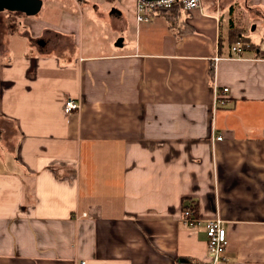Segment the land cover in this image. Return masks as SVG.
Listing matches in <instances>:
<instances>
[{
    "label": "crops",
    "instance_id": "1",
    "mask_svg": "<svg viewBox=\"0 0 264 264\" xmlns=\"http://www.w3.org/2000/svg\"><path fill=\"white\" fill-rule=\"evenodd\" d=\"M18 21L33 51L0 60V264L203 263L216 217L219 264H264V36L239 57L227 42L230 24L264 31V0L135 15L129 40L122 13L99 39L87 18L84 38L71 1ZM214 85L229 88L217 108ZM67 98L79 109L65 113Z\"/></svg>",
    "mask_w": 264,
    "mask_h": 264
},
{
    "label": "rangeland",
    "instance_id": "2",
    "mask_svg": "<svg viewBox=\"0 0 264 264\" xmlns=\"http://www.w3.org/2000/svg\"><path fill=\"white\" fill-rule=\"evenodd\" d=\"M42 1H43V5L39 10V12L30 16L29 15L26 16V14L22 15L21 13H18L16 11L14 12L9 10H3V12L1 13L2 20H0V51L1 50L3 51L6 48L8 53L3 56H0V60L6 59L8 56L12 55V53L15 52V50L33 51V49L29 47V44L25 37H21V39H16L13 36V33L16 29L23 28L22 25H19L18 20L20 19V17H24V18L26 17L28 19L33 20L37 18L38 19L42 18L43 15H45L46 4L50 0H42ZM59 1L61 2L71 1L74 6V10L78 13L81 11V16H83V24L81 26L80 32H82L84 38L87 37L89 33L86 24L87 18H91L97 21L93 27H94V31L97 33L95 37L99 39L104 34L108 35V31H111L112 28L113 19L118 18V13H122V15L124 17H128L130 21L128 31L125 34V38L129 40L128 35H131L133 39L134 30L131 25H134L135 22V15H134L135 0H81L78 2L79 4L75 3L74 0H59ZM218 1L221 5H223V3H225L226 0H218ZM214 3L215 0H204V4L211 5L212 7H214ZM76 4H78V6H76ZM235 9H236V12L234 13L235 17L239 18L240 17L239 15L243 14V19H245V21L247 20L248 23H251L253 19L252 15H247V13H244L242 11L243 8L242 7L240 8L238 4H236ZM245 30H247L246 33L253 42H258L260 38L264 36L263 25L259 23L258 25L252 23L250 25V28H247ZM121 35L122 34H119L117 40L121 38ZM10 130H11V126L9 124L0 121V132L3 138L0 139V157L2 156L4 150L2 148V143L6 147L11 146V144L8 142Z\"/></svg>",
    "mask_w": 264,
    "mask_h": 264
},
{
    "label": "built area",
    "instance_id": "3",
    "mask_svg": "<svg viewBox=\"0 0 264 264\" xmlns=\"http://www.w3.org/2000/svg\"><path fill=\"white\" fill-rule=\"evenodd\" d=\"M179 2L183 5L184 10L200 9L203 0H136L135 1V15L136 20L149 21L156 8L169 7L173 3ZM244 45L237 41L230 45V55L228 57H239L244 52ZM264 57V56H261ZM220 59V56H214V61ZM229 88L213 86V107L217 108L225 105L227 101ZM80 103L71 98L65 99L62 108L65 113L72 112L79 109ZM216 139H221V136H216ZM182 221L186 226H194L198 223L197 207L194 200H187L182 207ZM205 234L209 260L203 263H189L181 264H219L222 260H227L225 251L228 247L229 241L226 235V229L223 226L222 220L218 217L210 219L205 224ZM79 264H85V261H80Z\"/></svg>",
    "mask_w": 264,
    "mask_h": 264
},
{
    "label": "trees",
    "instance_id": "4",
    "mask_svg": "<svg viewBox=\"0 0 264 264\" xmlns=\"http://www.w3.org/2000/svg\"><path fill=\"white\" fill-rule=\"evenodd\" d=\"M183 11H184L183 5L181 3H179V2H175L169 7L156 8L153 11V14L154 13L155 14H162V15L167 16L169 19H172L173 17L179 16ZM16 12L22 13V12H19V11H16ZM243 32L244 31L241 28H237V27L234 28V26H230L229 27V35H228V39H227L228 44L232 45L233 43L239 41V42H241L244 45V48L246 50L247 49H252V50L254 49L255 51H257L259 49L260 45L257 44V43L252 42L250 37L245 35V34H243ZM210 74H212V68L211 67H210Z\"/></svg>",
    "mask_w": 264,
    "mask_h": 264
},
{
    "label": "water",
    "instance_id": "5",
    "mask_svg": "<svg viewBox=\"0 0 264 264\" xmlns=\"http://www.w3.org/2000/svg\"><path fill=\"white\" fill-rule=\"evenodd\" d=\"M42 5V0H0V11H19L26 15L38 13ZM264 48V41L262 42Z\"/></svg>",
    "mask_w": 264,
    "mask_h": 264
},
{
    "label": "bare ground",
    "instance_id": "6",
    "mask_svg": "<svg viewBox=\"0 0 264 264\" xmlns=\"http://www.w3.org/2000/svg\"><path fill=\"white\" fill-rule=\"evenodd\" d=\"M168 9V8H167ZM203 9V8H202ZM229 9L232 11V7L230 6L229 7ZM158 10V9H157ZM22 15H24V14H22ZM230 21V23H231V20H229ZM230 26H233L232 24H230ZM236 30V29H235ZM233 37V36H232ZM230 42V41H229ZM10 51V50H9ZM213 82V81H212Z\"/></svg>",
    "mask_w": 264,
    "mask_h": 264
}]
</instances>
